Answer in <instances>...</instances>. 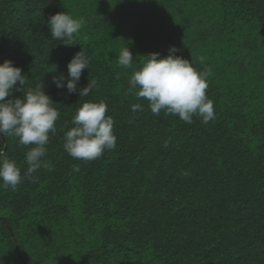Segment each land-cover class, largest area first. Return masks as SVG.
<instances>
[{
  "label": "trees",
  "instance_id": "16d2710c",
  "mask_svg": "<svg viewBox=\"0 0 264 264\" xmlns=\"http://www.w3.org/2000/svg\"><path fill=\"white\" fill-rule=\"evenodd\" d=\"M61 11L86 21L70 46L46 24ZM172 45L210 70L208 123L155 116L128 91L119 50L139 63ZM81 49L90 63L79 87L96 81L88 97L52 83ZM5 59L27 75L24 91L45 85L60 116L45 156L53 169L0 188V264H264V0H0ZM100 100L117 146L73 159L63 133L83 102ZM0 149L23 177L27 148L8 136Z\"/></svg>",
  "mask_w": 264,
  "mask_h": 264
},
{
  "label": "clouds",
  "instance_id": "9594fccd",
  "mask_svg": "<svg viewBox=\"0 0 264 264\" xmlns=\"http://www.w3.org/2000/svg\"><path fill=\"white\" fill-rule=\"evenodd\" d=\"M85 23L84 18L65 11L50 15L46 21L51 38L65 41L64 44L69 46L73 45ZM180 51L172 45L167 55L150 52L136 63L126 46L119 50L117 65L132 70L128 91L138 101L146 100L153 115L159 116L163 111L165 115L176 116L188 124L193 122L194 116L208 123L215 119L214 103L206 94L210 70L198 71L188 58L177 55ZM89 63L81 49L68 62L67 77L59 73L53 76L52 83L57 89L66 88L69 94L88 97L96 81L89 80L83 87H79V82L83 71L89 69ZM26 77L22 74V67L15 65L11 59L0 63V137H15L20 146L27 148L24 160L28 167L23 177L17 162L0 149V188L13 191L23 179H34L32 174L40 169H53L45 156L50 134L57 133L56 121L60 116L53 106L56 102L47 94L42 82L24 91L28 84ZM13 90L23 92V96L12 98L10 93ZM141 109L140 103L131 105L133 113ZM107 112L108 105L104 100L82 103L70 122L73 126L63 133V147L69 156L76 160L93 161L101 158L105 151L115 150L117 136L114 119ZM64 127H68L67 122ZM168 146V141H165L164 147ZM73 171H79V167L74 166Z\"/></svg>",
  "mask_w": 264,
  "mask_h": 264
}]
</instances>
